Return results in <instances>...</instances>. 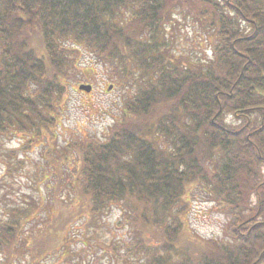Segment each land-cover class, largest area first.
<instances>
[{
	"label": "trees",
	"instance_id": "1",
	"mask_svg": "<svg viewBox=\"0 0 264 264\" xmlns=\"http://www.w3.org/2000/svg\"><path fill=\"white\" fill-rule=\"evenodd\" d=\"M181 17L213 36L210 57L172 53L166 29ZM79 46L127 89L121 112L103 140L44 151L43 181L54 170L65 189L48 191L29 233L38 204L3 212L0 264L71 252V225L114 204L131 242L100 246L125 248L127 264H264V0H0V155L3 139L56 120ZM196 188L228 238L188 229Z\"/></svg>",
	"mask_w": 264,
	"mask_h": 264
},
{
	"label": "rangeland",
	"instance_id": "2",
	"mask_svg": "<svg viewBox=\"0 0 264 264\" xmlns=\"http://www.w3.org/2000/svg\"><path fill=\"white\" fill-rule=\"evenodd\" d=\"M201 31V27L191 18H178L173 27L166 29L172 53L182 58L210 57L213 36ZM65 43L74 45L71 41ZM78 48L80 52L74 59L77 61L75 67L72 63L65 72L67 89L56 112V120L38 137L34 135V139L29 135L16 134L2 141L5 151L0 155V217L6 209L16 205L25 207L38 204L39 212L31 217L27 233L37 229L36 222L44 214L50 190L65 189L53 185L56 179L54 170L49 171L46 174L49 176L43 181V172H48L44 151L64 148L85 137L103 140L106 128L121 112V97L128 92L115 82L102 64L94 60L90 52L82 46ZM81 84H89L90 91L79 89ZM65 171L69 172L70 168ZM191 194L185 216L190 232L200 238H228L227 217L207 199L201 188L192 190ZM120 218V207L114 204L90 228L83 218L76 220L68 236L71 252L67 249L62 250L64 253L61 250L49 251L43 259L44 263L127 264L126 257L123 259L125 248L119 249L120 254H113V251L110 253L100 246L101 243L108 245L112 242L117 247L130 245V232L126 225H121ZM66 259H70V263ZM29 260V255H26L20 258V264H26Z\"/></svg>",
	"mask_w": 264,
	"mask_h": 264
},
{
	"label": "water",
	"instance_id": "3",
	"mask_svg": "<svg viewBox=\"0 0 264 264\" xmlns=\"http://www.w3.org/2000/svg\"><path fill=\"white\" fill-rule=\"evenodd\" d=\"M79 89L88 92V91H90V85L89 84H81V85H79Z\"/></svg>",
	"mask_w": 264,
	"mask_h": 264
}]
</instances>
